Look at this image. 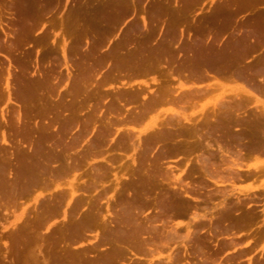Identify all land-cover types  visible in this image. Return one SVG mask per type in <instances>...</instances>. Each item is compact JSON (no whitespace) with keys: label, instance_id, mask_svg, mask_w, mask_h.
Instances as JSON below:
<instances>
[{"label":"rangeland","instance_id":"374dc122","mask_svg":"<svg viewBox=\"0 0 264 264\" xmlns=\"http://www.w3.org/2000/svg\"><path fill=\"white\" fill-rule=\"evenodd\" d=\"M20 1L0 0V264H77L88 204L153 264H264L244 258L264 185L238 184L264 176V117L235 113L246 0Z\"/></svg>","mask_w":264,"mask_h":264},{"label":"crops","instance_id":"0c3cea01","mask_svg":"<svg viewBox=\"0 0 264 264\" xmlns=\"http://www.w3.org/2000/svg\"><path fill=\"white\" fill-rule=\"evenodd\" d=\"M247 9V56L234 69L232 81L243 84L247 88L248 102L246 108L240 107L239 112H235L237 117L245 116V111L252 115L257 114L264 117V0H246ZM253 16V23H251ZM177 53H174L172 61L177 62ZM179 61L181 59H178ZM182 61V60H181ZM185 61V58L183 59ZM184 80L196 85H206L210 82V76L206 67H200L195 73L191 69L185 68ZM161 101H167L164 95H158ZM172 101V99L170 100ZM238 102H236L237 104ZM258 103V109L253 105ZM249 108V109H248ZM264 125V121L261 123ZM261 157L249 156L245 163H255ZM242 190H254L264 185V176L258 178H248L238 183ZM99 218H98V216ZM97 217V218H96ZM98 219V221H97ZM82 222V249L83 257H73L77 264H153L159 261H166L167 256L157 255L148 245L142 244L139 249L133 240L108 241L102 239L101 214H99L91 204L81 207ZM102 222V224L100 223ZM91 225H90V224ZM95 227V228H93ZM99 231L98 237L96 236ZM131 243V244H130ZM249 245L246 244L245 247ZM117 248V249H116ZM124 250V251H123ZM139 252V253H137ZM264 257V251L250 252L244 258L255 259ZM72 260V259H70Z\"/></svg>","mask_w":264,"mask_h":264},{"label":"bare ground","instance_id":"6f19581e","mask_svg":"<svg viewBox=\"0 0 264 264\" xmlns=\"http://www.w3.org/2000/svg\"><path fill=\"white\" fill-rule=\"evenodd\" d=\"M12 1H13V0H12ZM15 1H16V0H15ZM17 1L19 2L20 0H17ZM24 1H25V0H24ZM24 1H23V2H24ZM27 1H29V0H27ZM36 1H37V0H36ZM51 1H52V2L54 1V2H55L56 0H45V3H50ZM20 2H21V1H20ZM32 2H33V1H32ZM39 2H40V1H39ZM52 2H51V3H52ZM54 2H53V3H54ZM57 2H58V1H57ZM57 2H56V4H57ZM33 3H34V2H33ZM35 3H36V2H35ZM13 4H14V2H13ZM13 4H12V5H13ZM17 4H20V3H17ZM21 4H22V3H21ZM23 4H24V3H23ZM26 4H27V3H26ZM31 4H32V3H31ZM37 4H38V3H37ZM40 4H41V2H40ZM38 5H39V4H38ZM50 5H51V4H50ZM50 5H49V7H50ZM27 6H30V3H28ZM44 6H46V4H45ZM47 6H48V4H47ZM33 7H34V4H33ZM37 7H38V6H37ZM41 7H43V5L40 6V8H41ZM49 7H48V8H49ZM25 8H26V7H24V9H25ZM31 8H32V7H31ZM50 8H51V7H50ZM26 9H27V8H26ZM38 9H39V8H38ZM42 9H43V8H42ZM42 9H39V11L42 10ZM45 9H46V8H45ZM45 9H43V10H45ZM30 10H31V9H30ZM33 11H34V10H33ZM30 12H32V10H31ZM42 12H43V11H42ZM40 13H41V12H40ZM27 14H28V12H27ZM29 14H30V13H29ZM37 14H39V13H37ZM74 14H75V12H74ZM1 15H2V14H1ZM38 16H39V15H38ZM38 16H35V17H38ZM41 17H42V14H41ZM36 19H37V18H36ZM38 19H39V18H38ZM38 19H37V20H38ZM41 19H42V18H41ZM41 19H40V20H41ZM115 22H116V21H115ZM35 24H36V23H35ZM83 26H84V25H83ZM3 31H4V30H3ZM4 32H5V31H4ZM83 32H84V30H83ZM7 34H8V33H7ZM82 37H83V36H82ZM104 37H105V36H104ZM78 38H79V37H78ZM81 40H82V39H81ZM6 46H7V45H6ZM7 47H8V46H7ZM95 47H96V46H95ZM6 51H7V50H6ZM113 63H115V62H113ZM122 63H123V62H122ZM122 63H121V64H122ZM122 65H123V64H122ZM132 65H133V64H132ZM120 66H121V65H120ZM117 67H118V66H117ZM131 67H132V66H131ZM145 71H146V70H145ZM139 93H140V92H139ZM160 95H163V94L161 93ZM0 96H1V95H0ZM32 99H33V98H32ZM152 101H154V100H152ZM26 102H27V101H26ZM154 102H155V101H154ZM145 105H146V104H145ZM147 107H148V106H147ZM147 107H146V108H147ZM149 107H150V106H149ZM145 112H146V111H145ZM12 115H13V114H12ZM26 116H27V115H26ZM8 122H9V121H8ZM6 123H7V122H6ZM5 132H6V131H5ZM4 163H5V162H4ZM4 163H2V164H4ZM0 165H1V164H0ZM2 166H3V165H2ZM4 168H5V167H4ZM1 169H2V168H1ZM65 169H66V168H65ZM231 175H232V174H231ZM1 182H2V181H1ZM1 193L3 194L4 192H1V191H0V194H1ZM0 196L2 197V195H0ZM3 196H5V195H3ZM1 199H2V198H1ZM97 216H98V215H97ZM96 218H97V217H96ZM98 218H99V216H98ZM102 220H103V219H102ZM97 221H98V219H97ZM100 223L102 224V222H100ZM89 224H90V223H89ZM90 225H91V224H90ZM93 228H95V227H93ZM130 244H131V243H130ZM116 249H117V248H116ZM123 251H124V250H123ZM78 258H79V257H78Z\"/></svg>","mask_w":264,"mask_h":264}]
</instances>
